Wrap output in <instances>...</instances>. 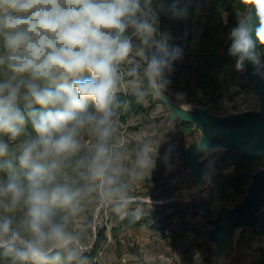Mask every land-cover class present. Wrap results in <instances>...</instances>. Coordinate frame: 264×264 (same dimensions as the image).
I'll list each match as a JSON object with an SVG mask.
<instances>
[{
  "label": "clouds",
  "instance_id": "clouds-1",
  "mask_svg": "<svg viewBox=\"0 0 264 264\" xmlns=\"http://www.w3.org/2000/svg\"><path fill=\"white\" fill-rule=\"evenodd\" d=\"M171 11L186 15L176 4ZM158 24L153 0H0V257L8 264L77 259L80 237L69 225L81 199L120 197L125 70L137 74L128 86L140 103L168 83L180 55ZM228 39L236 69L247 61L264 76V0L238 14ZM150 163L141 150L137 166Z\"/></svg>",
  "mask_w": 264,
  "mask_h": 264
},
{
  "label": "rangeland",
  "instance_id": "rangeland-1",
  "mask_svg": "<svg viewBox=\"0 0 264 264\" xmlns=\"http://www.w3.org/2000/svg\"><path fill=\"white\" fill-rule=\"evenodd\" d=\"M245 6L250 0H239ZM159 12V31L168 34L171 50L180 55L172 62L171 70L165 71L168 83L161 86L169 96L187 104L211 105L219 114L230 110L258 108L259 99L248 83L243 70H237L228 49V31L215 37L218 53H226L223 66L212 71L218 81L216 90L205 89L197 79L201 70L198 53L210 13L212 0H156ZM186 9V15H174L171 6ZM242 13V12H240ZM229 13L224 14L225 22ZM124 84L119 93L132 94L128 81L136 73L125 70ZM142 78V74L140 76ZM149 106L147 114L124 109L126 122L119 119L117 136V158L122 186L120 197L109 200L97 192L87 193L81 200L80 213L72 218L70 230L79 239V256L66 264H207L215 249L209 244L202 229L212 224L218 207L232 204L243 195L238 189L227 187L223 198L207 194L184 197L182 189L190 180L186 164L181 158V149L198 140L200 134L188 131L192 124L172 122L167 117V107L154 100L150 90L142 101ZM147 151L150 166L140 168L136 164L137 154ZM232 151L220 150L210 156L205 165L219 171L222 164H229L223 172L234 168ZM264 167V155L255 158L248 170ZM74 179L83 183L79 176ZM248 179V183H249ZM184 201L171 207L169 202ZM181 208L184 213L176 216ZM124 217L147 224L128 228L120 221ZM198 254V255H197ZM231 264H264V223L257 228L244 229L237 244V254Z\"/></svg>",
  "mask_w": 264,
  "mask_h": 264
},
{
  "label": "water",
  "instance_id": "water-1",
  "mask_svg": "<svg viewBox=\"0 0 264 264\" xmlns=\"http://www.w3.org/2000/svg\"><path fill=\"white\" fill-rule=\"evenodd\" d=\"M255 3L256 0H250L247 8ZM257 50L264 60L259 44ZM233 63L236 64V59ZM243 72L259 99L258 108L232 109L219 114L211 105L183 104L169 96L162 87L152 90L154 100L167 107V117L172 122L192 124L193 131L200 134L198 140L181 149V158L190 177L182 184L186 198L200 195L210 186L213 170L205 165V161L217 151H233L251 158L264 155V76L256 74V68L247 61ZM245 174L250 181L243 197L232 204L220 205L212 224L202 229L206 241L216 251L207 264H231L242 231L260 225L264 213V167L248 170Z\"/></svg>",
  "mask_w": 264,
  "mask_h": 264
},
{
  "label": "trees",
  "instance_id": "trees-1",
  "mask_svg": "<svg viewBox=\"0 0 264 264\" xmlns=\"http://www.w3.org/2000/svg\"><path fill=\"white\" fill-rule=\"evenodd\" d=\"M211 3L210 13L206 24V31L203 35L202 45L200 46V50L197 55L201 70L196 74V77L200 83L203 84L205 89L216 90L218 88V81L212 75V71L215 68L224 65L226 62V53H218V46L216 44L215 37L224 32L225 29H227L229 34L230 30L237 25L238 14L240 12L243 13L247 7L239 0H212ZM153 6L158 9L156 0H153ZM227 12L229 13V18L225 22L224 14ZM262 54L264 58V47H262ZM233 61L234 60H232V63ZM117 98L121 101L127 100L129 102V106L127 107V111L129 112L147 114L149 111V106H145L143 102L137 103L132 94L127 96L123 93H118ZM124 109L125 108H121L118 110L119 119L122 122H126ZM183 124L186 125L187 123ZM188 131L192 132L193 127L185 132ZM4 138L7 139L6 137ZM233 154L235 156L233 170L228 174H225L223 170L229 167V164L226 163L222 164L219 171L213 170L211 184L201 194H207L210 197L215 198H223L226 194L227 187L230 186L237 189L241 186L238 191L240 194L244 195L246 187L249 184L247 182L249 178L245 172L248 171V167L255 160V158L244 157L237 152H233ZM169 204L174 208L177 205L184 204V201L180 200V202H172L171 200ZM183 214L184 213L181 208H179L176 212V216H182ZM120 223L123 226L134 229L147 224V220L145 218L136 220L130 217H124L121 219ZM261 223H264V213L261 215L260 224ZM66 263L67 261L63 262V264ZM0 264H8L7 258L0 257Z\"/></svg>",
  "mask_w": 264,
  "mask_h": 264
}]
</instances>
